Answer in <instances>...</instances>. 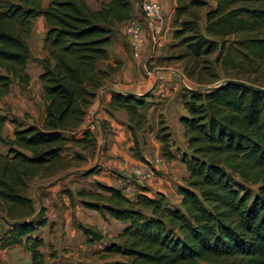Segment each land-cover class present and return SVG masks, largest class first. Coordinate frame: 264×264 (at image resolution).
Masks as SVG:
<instances>
[{
  "label": "trees",
  "instance_id": "1",
  "mask_svg": "<svg viewBox=\"0 0 264 264\" xmlns=\"http://www.w3.org/2000/svg\"><path fill=\"white\" fill-rule=\"evenodd\" d=\"M200 7H206L203 27L195 11ZM131 11L132 0L100 1L96 9L85 0H50L46 6L42 0H0V101L14 80L29 85L28 60L41 68V124H15L13 136L5 137L7 117L0 110V142L7 148L0 152V205L10 218L2 244L23 246L31 264H45L37 231L48 219L26 195L28 183L61 162L66 142L95 151V135L81 125L111 71L97 63L108 57L112 35ZM173 14L172 47L183 46L180 59L195 64L215 53V62L227 69L264 56V0H175ZM39 16L46 24L41 58L28 44ZM184 70L195 73L186 65ZM149 95L113 92L107 103L108 110L127 114L130 150L140 161L146 160L136 131L148 128ZM182 105L185 150L171 151L167 126L155 134L162 157L177 154L187 173L177 205L162 192L148 196L146 188L133 197L100 182L76 191L86 208L124 224L105 250L126 261L111 264H264V89L228 78L187 91ZM94 174V168L84 172ZM76 226L89 241L101 238L90 226Z\"/></svg>",
  "mask_w": 264,
  "mask_h": 264
},
{
  "label": "rangeland",
  "instance_id": "2",
  "mask_svg": "<svg viewBox=\"0 0 264 264\" xmlns=\"http://www.w3.org/2000/svg\"><path fill=\"white\" fill-rule=\"evenodd\" d=\"M89 4L93 9L99 7L93 0H90ZM195 11L200 14V24L203 27L206 7L196 8ZM40 32L42 34V31ZM112 36L114 37V34ZM126 38L129 41V38ZM237 38L238 35H235L230 36L228 39L232 41ZM40 42L41 39L35 41L34 38L29 36L28 44L33 57L39 58L40 56L41 58L44 56L40 54L41 50L43 51L42 45L39 44ZM172 49V55L169 60L170 65L173 66L171 76L179 83V95H182L181 91L187 93V90L180 83V73L196 82L202 90L213 87L228 78L238 79L246 84L264 89V56L234 68L224 69L218 62H215V53L199 58L198 62L195 63L197 65H195L190 59L178 58L183 46L177 47V45H174ZM185 65L187 70L195 71L192 76H188L187 71L184 70ZM27 71L30 75L28 87H23L14 80L10 93L0 101L1 113L7 117L2 133L5 137L13 136L15 124H41L44 105L38 81V74L41 68L38 63L30 59L27 63ZM146 77L148 79L145 74V79ZM146 92H150V90ZM145 102V112L146 114L150 113L151 118L147 120L148 128L144 129V131H136V136L139 139V147L146 150L149 156L146 161L153 163L157 169L163 163L157 164L154 161L159 159L164 162V157L161 155V144L155 137L158 130L156 123H158V127L164 125L165 121L163 118L165 116L162 114L157 115V112L153 110L157 105L155 96L149 95ZM102 107L103 110L106 111L107 109V111H110L107 108V104L103 103ZM176 111L177 107H174V112L172 111L173 113L169 115L168 119L171 127H167L168 130L172 129L173 131L169 146L173 152H176L177 149L178 151L185 150V144L177 133L178 130H182V126L178 124L180 121L176 120ZM142 131L145 134H141ZM67 135L69 136V134ZM76 135L81 136V133ZM6 149V146L0 142V152L5 153ZM105 150V144H100L99 146L97 144L95 151L89 153L70 142H66L62 148L61 162L45 171H40L38 175L29 181L26 195L33 201L35 209L40 207L45 209V215L48 219L47 224L37 231L38 236L42 237L44 241L43 246L39 249L44 255L45 264H111L115 261H126L124 257L105 250L106 245L111 242H117L116 235L122 230L124 224L108 216L102 217L96 211L86 208L81 203V198L76 194L79 189H94L95 182L108 185L114 178L127 179L128 186L116 183L115 187L132 188L133 195L130 197H133L140 190L136 180L126 173L131 167L119 171L116 168H105L102 166L100 158L103 157ZM175 155L177 156V154ZM155 156L157 157L155 158ZM88 168H94L95 174L84 176V172ZM160 172L161 169L156 171V177L152 182L156 181ZM183 183L184 181L182 180ZM182 184L175 183L173 188L167 191V195L165 194L171 204H178L177 188ZM8 221H10V218L6 215L3 205H0V264H31L30 254L23 246H4L2 244L5 232L9 229ZM78 224L94 228L101 234V238L89 241V238L77 228L76 225Z\"/></svg>",
  "mask_w": 264,
  "mask_h": 264
},
{
  "label": "crops",
  "instance_id": "3",
  "mask_svg": "<svg viewBox=\"0 0 264 264\" xmlns=\"http://www.w3.org/2000/svg\"><path fill=\"white\" fill-rule=\"evenodd\" d=\"M49 1L50 0H42L43 6H46ZM85 1L89 4L90 0ZM93 1L99 6L100 1L108 0ZM156 1L162 6L164 13L163 21L157 27V30H159L158 33H154L152 29L147 27L142 17L138 0H132L130 20L140 21L145 27L140 47V56L136 58L132 55L130 43L120 31L122 23L118 26V31L114 34L108 46V57L97 63L98 68L105 69L109 66L111 71L103 86L98 90L96 97L88 107L86 120H84L81 127H85L88 122L94 124L95 128L92 133L96 137L98 146L100 144H105L106 150L103 153V157L100 158L102 166L105 168H116L122 171L140 162V160L132 156L130 150L133 146V139L128 130L127 114L123 110L107 111L106 109L107 112L103 110V103L107 104L109 102L113 92L141 94L150 90V95L155 96L157 103L153 110L157 112V115L162 114L165 116V118H163L165 121L164 126L167 127H171L168 119L169 115L174 112V107H177V111L175 112L177 121H179L180 116L186 115L182 105V98L185 91H181L182 95H179V83L171 76L173 73L171 72L173 66L170 65L171 63L169 62L173 50L172 43H174V39L172 38V19L174 17L175 0ZM40 31H42V34ZM45 31L46 24L43 17L39 16L34 22L30 37L34 38L35 41L41 39L39 44L42 45ZM161 38L164 41L157 43ZM40 54L45 55V52L41 50ZM148 71L155 72L156 75L162 77V83H155L151 76L148 75ZM145 74L148 76V79L147 77L145 79ZM161 92H163L165 97L160 96ZM145 115L147 120L151 118L150 113L146 114L145 112ZM178 124L180 125V123ZM156 126L158 129V123H156ZM143 131L141 134H145ZM168 132L171 134L172 140V129H169ZM177 133L185 144L182 130H178ZM142 155L145 160H148L149 156L146 150L142 149ZM156 157L157 156H155V158ZM160 169L161 172L156 181L146 184H140L136 181L140 188L137 192H142L141 189L144 187L146 190L143 191V193L148 196H153L156 192L166 194L167 191L173 188L175 183L182 184V180L187 175L184 164L179 161L177 156L171 160L164 158V162L160 166ZM116 183L128 186L127 179L123 178H114L108 185L116 186Z\"/></svg>",
  "mask_w": 264,
  "mask_h": 264
},
{
  "label": "built area",
  "instance_id": "4",
  "mask_svg": "<svg viewBox=\"0 0 264 264\" xmlns=\"http://www.w3.org/2000/svg\"><path fill=\"white\" fill-rule=\"evenodd\" d=\"M138 2L142 17L146 22L147 27L152 29L154 33H158L159 30H157V27L162 23L164 18L162 6L156 0H138ZM144 28L145 27L143 26L142 22L129 19L122 24L120 29L122 34L129 38L132 54L135 57L140 56V47L144 34ZM161 41H163L162 38L159 39L157 43ZM148 75L151 76L152 80L155 83H162L163 78L156 75L155 72L148 71ZM179 77L180 83L185 90H202L201 88H199L196 82L192 81L184 74L180 73ZM160 96L165 97L163 92L160 93ZM85 127L90 129V131L94 130L95 128L94 124H92L91 122H88ZM154 162H156L157 164L163 163V161L159 159H156ZM157 170H160V168L156 169L153 163H150L148 161H140L139 163L132 166L129 170H127L126 173L128 174V176H131L133 179H135L138 183L143 184L152 182V180L156 177ZM122 192L128 197L133 195V190L130 187H122Z\"/></svg>",
  "mask_w": 264,
  "mask_h": 264
}]
</instances>
